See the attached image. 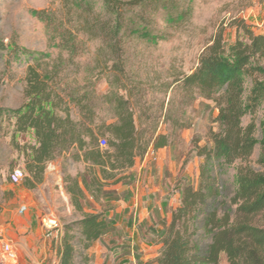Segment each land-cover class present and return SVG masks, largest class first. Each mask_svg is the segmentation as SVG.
Returning <instances> with one entry per match:
<instances>
[{
    "label": "trees",
    "instance_id": "trees-1",
    "mask_svg": "<svg viewBox=\"0 0 264 264\" xmlns=\"http://www.w3.org/2000/svg\"><path fill=\"white\" fill-rule=\"evenodd\" d=\"M188 1L62 0L61 17H66L70 30L76 33L72 36L67 30L71 41L82 33L89 41L101 44L94 57L99 72L94 81L84 79L82 84L64 83L60 76L63 65L77 56L75 51H67L66 59L60 54L49 62L42 52L5 45L0 40L1 58L8 50L14 64L27 65L23 80L26 103L17 109L0 108V118L14 119L11 143L23 155L27 189L42 184L49 163L74 152L72 160L84 163L86 170L66 179L69 185L65 192L70 205L80 210L86 195L101 193L105 182L116 178L114 172L133 167L149 147L153 151L167 147V137L156 135L137 148L141 135L123 93L131 94L140 82L134 83L133 75L126 71L125 51L135 40L156 44L168 37L166 29L184 25L189 17L184 7ZM36 15L48 26L63 25L55 12ZM158 17L166 24L165 30L157 27ZM238 28L247 43L237 40L226 51L218 34L201 53L195 70L175 81L206 99L220 94L222 105L215 119L219 130L209 133L211 147L197 148L202 159L198 185L182 189L180 205L171 213L161 239L163 249L157 264H219L221 255L227 264H264V171L250 166L255 150L264 149V132L256 137L253 120L242 125L245 117L264 116V35L254 34L243 23ZM71 41L65 42L66 46ZM101 78L112 91L97 92ZM106 106L114 111L112 123L99 118ZM260 125L264 126V121ZM28 132H32L34 145L14 142L15 134ZM99 138L105 141V149L100 148ZM256 162L264 170V153ZM75 224L84 250L107 229L106 221L97 214H86ZM74 239L65 230L60 264H72ZM202 239L207 242L202 244Z\"/></svg>",
    "mask_w": 264,
    "mask_h": 264
},
{
    "label": "rangeland",
    "instance_id": "rangeland-1",
    "mask_svg": "<svg viewBox=\"0 0 264 264\" xmlns=\"http://www.w3.org/2000/svg\"><path fill=\"white\" fill-rule=\"evenodd\" d=\"M61 3L62 0H0V40L5 45L42 52L49 62L60 54L66 59L67 51H75L74 60L63 65L60 76L64 83L94 81L100 69L94 57L101 44L89 41L82 33L71 41L76 33L70 30L66 17H61ZM184 7L189 17L180 27L166 29L162 18H157V27L167 30L165 40L156 44L135 40L125 51L126 71L133 75L134 83L140 82L131 94L123 93L141 135L137 148L156 135L167 137V147L157 151L149 147L133 167L114 172L116 178L105 182L101 193L86 195L80 210L70 205L65 192L69 185L66 179L86 170L84 163L72 160L74 152L49 163L42 184L33 190L24 186V180L18 185L8 183L14 169L24 171L25 177L28 174L23 155L11 143L14 119L0 118V242L14 246L15 264H60L65 230L75 238L71 242L72 264H157L163 249L161 239L171 213L180 205L182 189L198 185L202 159L197 156V148L211 147L209 133L219 130L215 119L222 105L220 94L206 99L175 81L195 70L201 53L218 34L222 35L226 51L237 40L247 43L239 23L256 35H264V0H189ZM38 12H55L63 25L48 26L38 19ZM68 29L72 36L66 34ZM7 51L0 57V108L17 109L26 103L23 80L27 65L14 64ZM96 86L98 93L112 91L104 78ZM99 118L114 122L111 106L104 107ZM251 120L255 121L256 137L260 138L264 116L245 117L242 125ZM100 141L101 138L99 144ZM14 142L19 146L35 144L32 132L15 134ZM100 148L105 149L106 145ZM260 153L264 149L257 148L250 166L263 172L256 162ZM22 207L25 210L21 212ZM86 214L100 215L107 223V229L88 250L83 249L75 224ZM45 218H54L58 223L50 233L42 227ZM219 264H227L224 255Z\"/></svg>",
    "mask_w": 264,
    "mask_h": 264
},
{
    "label": "built area",
    "instance_id": "built-area-1",
    "mask_svg": "<svg viewBox=\"0 0 264 264\" xmlns=\"http://www.w3.org/2000/svg\"><path fill=\"white\" fill-rule=\"evenodd\" d=\"M106 143L103 139L100 141V146H105ZM25 178L24 171L20 169H14L10 173L8 180L11 185H18ZM25 207H22L20 211H24ZM43 229L50 233L58 226L56 219L45 218L41 221ZM17 261V253L12 244L6 242H0V264H15Z\"/></svg>",
    "mask_w": 264,
    "mask_h": 264
}]
</instances>
